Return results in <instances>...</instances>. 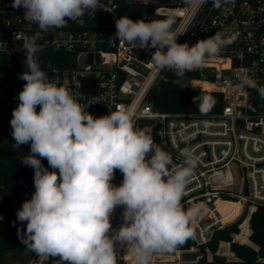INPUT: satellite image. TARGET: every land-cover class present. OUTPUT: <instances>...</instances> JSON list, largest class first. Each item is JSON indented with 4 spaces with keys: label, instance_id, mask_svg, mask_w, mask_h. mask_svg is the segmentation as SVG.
Segmentation results:
<instances>
[{
    "label": "clouds",
    "instance_id": "obj_1",
    "mask_svg": "<svg viewBox=\"0 0 264 264\" xmlns=\"http://www.w3.org/2000/svg\"><path fill=\"white\" fill-rule=\"evenodd\" d=\"M233 3L213 0L217 9ZM12 7H22L27 22L47 31L64 28L85 12L94 15L100 0H13ZM174 23L171 15L149 21L121 16L114 38L133 48L156 49L152 63L178 76L202 67L236 39L225 30L192 46L177 43L182 33L173 30ZM36 39L24 38L27 71L19 78L26 83L10 120L15 147L30 144L31 154L21 163L35 170V192L17 212V220L27 222L22 243L38 254L58 256L60 264H117L119 241L130 247L133 264H150L153 253L171 252L194 238L192 225L206 209L194 204L185 210L182 198L198 165L195 155L184 150V162L176 166L170 153L135 127L134 113L124 107L100 117L87 112L67 87L47 79ZM240 80L241 88L255 89L264 99V85L248 75ZM197 100L201 114L216 103L211 95L194 97L193 103ZM117 169L123 174L119 186L112 183ZM117 206H123L124 223L110 236Z\"/></svg>",
    "mask_w": 264,
    "mask_h": 264
},
{
    "label": "built area",
    "instance_id": "obj_2",
    "mask_svg": "<svg viewBox=\"0 0 264 264\" xmlns=\"http://www.w3.org/2000/svg\"><path fill=\"white\" fill-rule=\"evenodd\" d=\"M12 3L13 0H0V107L12 111L18 107V96L26 81L19 78L21 73L8 75L26 57L24 38L36 37L41 49L38 53L52 50L74 55L73 67H54L47 79L67 87L87 112L100 117L119 107L129 109L134 113L135 127L138 119L153 121L157 145L172 155L176 166L183 164L186 149L198 159L182 198L185 210L194 204H203L206 209L192 225L194 245L177 250L176 261L154 260L150 264H181L182 251L199 252L200 247L208 253L205 246L214 232L239 219L231 240L219 241L215 254L235 260L231 243L256 250L249 240V217L257 205H264V99L255 89L241 88L240 78L248 75L264 85V0H234L220 9L213 6V0H168L167 4L155 0H100V9L94 15L85 12L77 20H69L66 27L47 31L27 22L25 10L13 8ZM122 4L151 5L154 16L174 17L173 30L182 33L177 36V43L192 46L217 31L236 34L235 41L219 55L206 58L197 69L200 78L184 79L191 87L221 94L223 105L219 112H159L151 106L146 100L148 90L173 69H161L152 63L156 49L133 48L114 38L115 20L126 16ZM86 79L95 80L94 93L83 91ZM236 169L243 175L238 186L233 176ZM244 183L246 196L242 194ZM123 211V206L114 209L110 236L123 225ZM114 250L117 264H133V254L126 244L116 241ZM49 259L50 255L35 252L28 264H48Z\"/></svg>",
    "mask_w": 264,
    "mask_h": 264
},
{
    "label": "trees",
    "instance_id": "obj_3",
    "mask_svg": "<svg viewBox=\"0 0 264 264\" xmlns=\"http://www.w3.org/2000/svg\"><path fill=\"white\" fill-rule=\"evenodd\" d=\"M124 13L132 20L144 19H165L152 14L151 5L138 6L122 4ZM41 69L47 74L52 68L73 67L74 55L63 51L48 50L37 53ZM25 58L20 59V66L17 70L11 71L8 76L15 73H22L27 70L24 63ZM200 78L199 70L186 72L183 76H178L175 70H169L164 74V79H158L148 90L146 100L159 112H184L201 114L199 110V100L193 103L194 97L211 95L216 103L212 110L207 114L217 113L221 110L223 101L221 94L213 91L202 90L198 87H182L177 84L184 79ZM37 112H39L37 110ZM12 110L5 106L0 107V264H6L8 260L17 264H28L31 256L35 253L27 248L19 238L20 234L26 231L27 222L17 220V212L22 204L32 198L35 192L34 172L35 170L21 163L22 159L30 155V144L15 147V140L11 132ZM146 134L153 138L154 144H158V137L155 128L144 129ZM39 158V157H37ZM41 163L49 171L53 169L48 165L46 159ZM58 173V169H56ZM120 177L121 183L123 174L117 169L114 177ZM224 204H220L222 207ZM241 219L214 232L211 241L205 246L212 254L211 260L206 259L204 247H200L201 257L194 262H183L181 264H264V205H257L249 217L250 242L256 250L237 243L230 244V251L235 260H226L224 257L216 255L215 251L219 241H230L231 234L237 231V226ZM242 234L246 232V224L241 226ZM18 229L20 233L18 234ZM194 245L193 238H189L183 245L178 246L177 250H187ZM154 258L152 254L150 261ZM177 258V256L175 257ZM60 258L50 256L48 264H60ZM165 264V263H154Z\"/></svg>",
    "mask_w": 264,
    "mask_h": 264
},
{
    "label": "water",
    "instance_id": "obj_4",
    "mask_svg": "<svg viewBox=\"0 0 264 264\" xmlns=\"http://www.w3.org/2000/svg\"><path fill=\"white\" fill-rule=\"evenodd\" d=\"M161 4H167L168 0H155ZM97 57V55H95ZM88 62H90V56L88 58ZM83 91L87 93H94L95 91V80L93 79H86L83 82ZM40 110V107L38 108V111ZM153 126L152 120H143L138 119L136 121V128L139 130H143L146 128H151ZM242 194L244 196L247 195V187L246 184H243ZM181 262H194L199 258V252L197 251H182L179 255Z\"/></svg>",
    "mask_w": 264,
    "mask_h": 264
},
{
    "label": "rangeland",
    "instance_id": "obj_5",
    "mask_svg": "<svg viewBox=\"0 0 264 264\" xmlns=\"http://www.w3.org/2000/svg\"><path fill=\"white\" fill-rule=\"evenodd\" d=\"M178 85L182 86V87H189L190 83L187 80H180L179 82H177ZM233 176L235 179V183L236 186H238L242 180V172L238 169L234 170L233 172ZM114 185L119 186L121 184V179L120 177H115L114 181L112 182ZM205 252V251H204ZM154 254V258L152 261L157 260V261H176L177 258L176 255L177 253V249L171 251V252H157V253H153ZM201 256V254H200ZM205 256L206 259L211 260L212 258V254L210 251L205 252ZM6 264H17L16 262H13L11 260H8Z\"/></svg>",
    "mask_w": 264,
    "mask_h": 264
}]
</instances>
